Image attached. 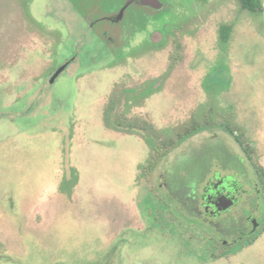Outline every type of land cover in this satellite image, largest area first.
Segmentation results:
<instances>
[{"label": "rangeland", "instance_id": "1", "mask_svg": "<svg viewBox=\"0 0 264 264\" xmlns=\"http://www.w3.org/2000/svg\"><path fill=\"white\" fill-rule=\"evenodd\" d=\"M124 1L0 0V264L263 262L264 241L209 261L202 230L173 222H194L180 206L177 217L176 198L220 161L264 167V11L133 3L128 23L153 18L145 33L91 29ZM100 25L119 40L112 55ZM157 146L168 151L149 170Z\"/></svg>", "mask_w": 264, "mask_h": 264}, {"label": "flooded vegetation", "instance_id": "2", "mask_svg": "<svg viewBox=\"0 0 264 264\" xmlns=\"http://www.w3.org/2000/svg\"><path fill=\"white\" fill-rule=\"evenodd\" d=\"M157 1L159 2L158 5L154 6L144 4L140 0H125L119 9L107 12L106 14L104 12L102 15L90 21L89 26L92 29L96 25L99 26L97 23L107 22L113 27L111 28L113 31L118 29L120 33H122L123 30L131 32L134 27H138L134 32L135 34L137 33V35H141L140 33H145V26L152 17H143L145 21L142 20L140 25L137 23H128L127 8L133 3L144 6L155 13L160 11L172 12V9L175 8V3H173L172 0ZM247 1L249 5L244 6L243 1L239 0L242 8L252 12H258L259 10L264 11V6L259 0L256 4L251 2V0ZM82 14L84 15L85 12H82ZM151 20H153V18ZM224 27H228L229 29L225 35L222 33ZM99 29H103V31L100 33L99 37H95V40L101 44L103 43L111 55L114 54L115 50H112L108 45H118L119 40L109 35L108 31L104 30L103 26L99 27ZM231 35L232 26L223 25L220 28L222 42H226ZM70 63L71 59L64 63L66 64L64 70ZM59 67L60 66H58V68ZM245 151L247 152L245 149L242 150L243 153H245ZM247 162L249 164L248 169L243 165L236 168L226 167L223 166V162L220 161L222 164V166H220L221 172L211 173L204 183L200 185V188L195 191L189 187L188 189H190L191 192L185 196V198H181L180 195L176 198L175 209L178 210L177 217L181 218L179 212L182 211L181 213L187 214L195 223H191V221L187 222L182 219V223L175 221L173 224L175 225L176 222H178V225L185 224L186 226L190 224L202 230L205 240L204 250L206 251V257L209 258V261L218 258L227 259L236 254L239 255L245 248H255L259 242L264 241V167L259 164L255 165V163L251 161ZM151 169H153V167L150 166L149 170ZM230 170L232 171L230 172ZM250 172L252 177H249ZM159 186L161 187L160 184ZM167 193L172 197L178 196V193L171 192L170 188L167 190ZM179 206L181 211L177 209ZM145 216L148 218L149 215L146 214ZM154 218H156V216H154ZM178 225L176 224V226ZM262 261L263 262L255 264H264V259Z\"/></svg>", "mask_w": 264, "mask_h": 264}, {"label": "trees", "instance_id": "3", "mask_svg": "<svg viewBox=\"0 0 264 264\" xmlns=\"http://www.w3.org/2000/svg\"><path fill=\"white\" fill-rule=\"evenodd\" d=\"M242 1H243V5L244 6H248L249 5L247 0H242ZM228 31H229L228 27H224L222 29L223 35H225ZM114 106H115V100H114V98H112L110 100V102L108 103V105L106 106L105 110H104V116H103L104 123L108 127H111L113 125V122L111 120V115H112V113L114 111ZM115 122H116V125H118V126H125V127L132 128V126L129 123L128 124H124L123 122H118L116 120H115ZM230 132L232 133L231 130H230ZM237 140H238V138H237ZM162 145L165 146V147H167V146L172 147L173 146V142H171L169 140L167 142H162ZM155 150L158 153H157V155H154L153 159L151 160V162H150V166L151 167H155L161 161L162 157H164L165 153L168 151V149H166V148H164L163 151H162V149L160 150V147H158V146L156 147ZM247 152H248V150H247Z\"/></svg>", "mask_w": 264, "mask_h": 264}, {"label": "water", "instance_id": "4", "mask_svg": "<svg viewBox=\"0 0 264 264\" xmlns=\"http://www.w3.org/2000/svg\"><path fill=\"white\" fill-rule=\"evenodd\" d=\"M142 3H144V4H148V5H154V6H156V5H158V1L157 0H140ZM66 67V64H63V65H61L54 73H53V75L51 76V78H50V82H53L54 81V79L61 73V71H63L64 70V68Z\"/></svg>", "mask_w": 264, "mask_h": 264}]
</instances>
